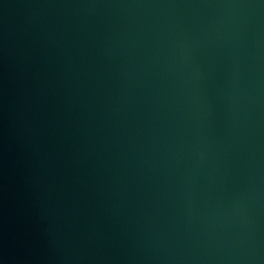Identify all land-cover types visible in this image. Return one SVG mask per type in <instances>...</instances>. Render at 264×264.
<instances>
[{"label":"water","instance_id":"water-1","mask_svg":"<svg viewBox=\"0 0 264 264\" xmlns=\"http://www.w3.org/2000/svg\"><path fill=\"white\" fill-rule=\"evenodd\" d=\"M0 264H264V0H0Z\"/></svg>","mask_w":264,"mask_h":264}]
</instances>
